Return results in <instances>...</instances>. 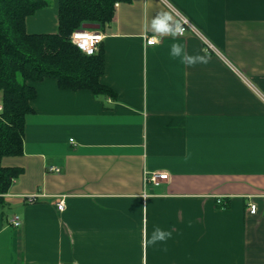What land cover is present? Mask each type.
I'll list each match as a JSON object with an SVG mask.
<instances>
[{"label":"crops","instance_id":"crops-1","mask_svg":"<svg viewBox=\"0 0 264 264\" xmlns=\"http://www.w3.org/2000/svg\"><path fill=\"white\" fill-rule=\"evenodd\" d=\"M173 8L212 49L172 33ZM26 29L56 32L57 4ZM99 30L109 90L39 82L1 160L22 172L0 195V264H264V0H130ZM154 171L168 179L147 187Z\"/></svg>","mask_w":264,"mask_h":264},{"label":"trees","instance_id":"trees-1","mask_svg":"<svg viewBox=\"0 0 264 264\" xmlns=\"http://www.w3.org/2000/svg\"><path fill=\"white\" fill-rule=\"evenodd\" d=\"M50 1L0 0V195L22 172L3 166L1 160L22 152L25 118L33 111L39 82L53 78L61 88L109 90L99 81L104 65L101 47L85 54L70 35L85 23L104 27L114 17L115 3L130 0H55L57 31L28 32L26 18Z\"/></svg>","mask_w":264,"mask_h":264},{"label":"built area","instance_id":"built-area-1","mask_svg":"<svg viewBox=\"0 0 264 264\" xmlns=\"http://www.w3.org/2000/svg\"><path fill=\"white\" fill-rule=\"evenodd\" d=\"M117 6V3H115ZM174 13V21L171 26V31L174 34L182 35L188 29L192 30L195 34H197L203 42L210 48H213V45L208 42V40L192 25V23L185 17L180 11L173 8ZM103 34L100 30L97 29H78L74 30L70 35V41L75 44L77 47L81 49L82 52L86 54H92L98 49V45L103 39ZM145 41L147 45H154L158 42V39L155 36H145ZM1 109V104H0ZM49 170L51 171H58L59 169L54 166H50ZM168 179V174L162 171H154V172H145L143 180L144 184L148 186H158L163 180ZM36 194H30L26 196L28 201H34L36 199ZM58 209H63L64 203L63 201H59L57 203ZM256 206L253 202L249 203V211L254 213ZM12 224L14 226H18L20 224L19 219L15 216L12 220Z\"/></svg>","mask_w":264,"mask_h":264},{"label":"water","instance_id":"water-1","mask_svg":"<svg viewBox=\"0 0 264 264\" xmlns=\"http://www.w3.org/2000/svg\"><path fill=\"white\" fill-rule=\"evenodd\" d=\"M83 28H87V29H99L100 28V24L97 23H85L82 25Z\"/></svg>","mask_w":264,"mask_h":264},{"label":"rangeland","instance_id":"rangeland-1","mask_svg":"<svg viewBox=\"0 0 264 264\" xmlns=\"http://www.w3.org/2000/svg\"><path fill=\"white\" fill-rule=\"evenodd\" d=\"M55 0H51L50 1V4H49V6H48V8H52L53 6H54V4H55V7H56V1L54 2Z\"/></svg>","mask_w":264,"mask_h":264},{"label":"clouds","instance_id":"clouds-1","mask_svg":"<svg viewBox=\"0 0 264 264\" xmlns=\"http://www.w3.org/2000/svg\"><path fill=\"white\" fill-rule=\"evenodd\" d=\"M158 238H159V239H163V238H164V233L161 232V233L159 234V237H158Z\"/></svg>","mask_w":264,"mask_h":264}]
</instances>
